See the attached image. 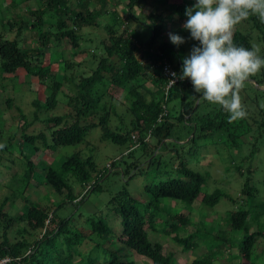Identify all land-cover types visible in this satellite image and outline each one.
I'll use <instances>...</instances> for the list:
<instances>
[{"label": "trees", "instance_id": "obj_1", "mask_svg": "<svg viewBox=\"0 0 264 264\" xmlns=\"http://www.w3.org/2000/svg\"><path fill=\"white\" fill-rule=\"evenodd\" d=\"M101 1L104 6L107 4L106 0ZM12 2L13 7H17L23 0ZM141 2L142 0H128L127 7L132 20H138L134 8L140 6ZM84 3L71 7L66 0H41L37 8L26 7L25 11L34 18L32 22L24 18L23 13L20 16L17 14L16 18L10 17L8 25L11 29L16 27L18 34L26 28L37 30L39 44L32 51L23 49L22 42L17 38L9 39L0 33V77L3 80L16 81L18 73L24 71L30 77H36L46 91L45 100L34 98L32 105L35 109L29 113H25L19 104L15 105L14 97L7 100L8 106L15 107L23 120L17 134L20 137L19 148L25 164L21 177H17V172L9 176V186L13 188L15 184H18L17 187L22 185L21 189L16 187L15 192L19 193L18 196L24 195V190L34 185V178L42 176L58 195L64 196V199L54 202V207L50 208L41 202L31 201L24 195L28 207L17 215L10 214L7 209L11 195L4 196L0 202V262L9 259L3 264H94L95 260L100 259L102 264H136L133 260L123 258L117 251L122 248L121 243L144 256L151 264H173L174 254L165 253L162 243L153 242L149 236L150 230H159L160 224L166 234H174L173 238L184 251H189L197 246L194 237L205 235L209 226L201 221L202 226L195 233L181 236L180 231L191 219L185 214L172 215L167 212L163 200H174L192 206L200 199L208 208L214 207L224 197L231 199V196L221 189H215L212 193L204 191L206 174L190 168L184 154H193V148L202 139L219 141L220 138L228 150L241 149L244 144L243 137L249 134L255 125L249 124L248 119L244 117L230 120L224 108L213 114H200L202 102L197 104L196 101L202 96L194 93L189 79L179 78L176 84L167 89L168 79L163 74L162 64L166 60L173 65L177 73L181 71L184 56L178 46L163 42L156 52H150L144 49L145 44L137 45L142 41L139 30L126 24L125 30L120 31L118 23L121 18L117 13L112 15L109 24L104 25L100 21L104 12L100 9H90ZM160 3L166 5V8L148 16L152 22V26H149L152 34L150 42L162 35L165 21L172 18L174 13L180 16L183 24L187 19L185 11L195 0H182L181 3L161 0ZM47 11L51 13L48 20L44 17L48 14ZM0 19L3 24L5 17L0 15ZM240 22L233 29V41L245 47L255 48L251 35L237 29ZM242 22H247L252 28L260 31L259 39L263 45L261 55H264V22L255 14L249 15ZM16 24L18 26H15ZM102 27L106 29L109 37L98 40L97 49L94 48V51L84 47L83 42L86 39H94L90 36L91 31ZM63 39L69 40L75 55L86 54L85 63L92 60L95 64V67L86 68L84 62H65L66 69H73L75 66L80 69L78 80L67 77L71 81L70 86L74 94H65L63 82L52 72V63L45 60L52 41ZM196 43L198 41L194 40L191 48ZM75 75L77 76V73ZM144 78L149 79L156 89L145 88L144 83L133 85L127 94L129 105L124 114L119 115L115 103H110L106 98L109 87H123L131 81ZM256 83L263 86L264 80ZM140 87L144 89L140 90ZM59 91L66 98L70 111L57 113L58 109L60 110ZM189 93L195 94L192 100L186 99ZM177 99H180L181 103L178 114H175L167 104ZM111 113L120 119V123L115 127L110 122ZM254 122L256 123V120ZM37 124L44 128L31 132L30 128ZM181 124L184 127H180ZM188 127L191 130L187 129ZM97 128L103 130L102 139L118 146L138 143L127 155L122 154L120 158L114 159L112 165L121 170H115L113 173L121 172L127 183L138 175L146 176L143 193L148 198L141 201L123 187L111 195L104 209L87 218L86 225L89 226L86 230L85 226L74 229L72 221L76 216L83 215L80 209L89 193L102 190L101 181L111 169L104 167L99 170L92 152H87L84 156L81 155L82 151H78L67 155L61 165L52 163L45 166L43 163L42 175L38 164L24 154L22 148L29 145L38 152L55 151L60 147L81 144L87 134ZM1 137L0 129V140ZM12 146V142L4 147L0 144V159L3 158L4 151L10 152L6 161L0 160V166L8 171L17 163V158L10 151ZM157 150L164 151L156 154ZM256 151V147L252 148L249 156L243 157L241 164L236 166L242 175L246 174L242 189L244 196L240 197L243 206L230 211L229 216L224 218L234 233L241 234L240 238L235 239V235L227 236L226 233L215 235V239L224 241L223 245L229 243L231 247L237 248L239 264H257L254 260L257 256L256 246L259 239L264 237V203L257 201L258 190L250 184L251 164L246 173L242 172L244 161H251ZM0 174L3 175L1 170ZM73 180L84 188L87 187L86 193L80 199L78 198L81 194L75 191ZM70 206L75 211L68 213L67 207ZM61 208L65 210L63 214L57 212ZM163 213L166 214L165 218L162 217ZM254 225L258 226L257 230ZM118 228H121L120 234L116 233ZM106 244L110 247L107 248ZM116 244L117 249L111 247ZM210 250L207 254L193 259L191 264H219L214 258L215 251L213 248ZM231 258H228L229 263Z\"/></svg>", "mask_w": 264, "mask_h": 264}, {"label": "rangeland", "instance_id": "obj_2", "mask_svg": "<svg viewBox=\"0 0 264 264\" xmlns=\"http://www.w3.org/2000/svg\"><path fill=\"white\" fill-rule=\"evenodd\" d=\"M13 0H0V15L5 17V22L2 24L0 19V33H3L9 39L17 38L22 42L23 49L27 51H32V49L37 48L38 46V36L37 30L26 28L23 29L19 34L16 30V27H9L8 19L16 18L22 15L24 18L29 19L31 22L34 19L26 10V7L37 8L41 0H23L21 4H18L17 7H13ZM107 4L104 6L101 0H66L68 6L75 7L81 6L83 2L90 9H100L104 12L100 16V21L102 24H109L111 22V17L114 13L121 18L118 23V27L121 30H125L127 26L129 27L136 26L137 29L141 32V42H138L137 45H144L147 50L150 52H156L158 46L163 42H171L169 38V33H178L186 37V41L180 45L178 48L182 51L183 56H186L190 53L191 45L193 39L190 37L189 31L182 27V22L180 21V16L177 13L172 15V18H167L165 21V28L162 31L157 39L150 42L152 34L149 26H152V22L148 16L152 12H160L163 8H166V5L161 4V0H142L140 6L134 8V13L136 14L138 20H132L129 15L127 3L128 0H106ZM172 2L181 3L182 0H170ZM27 4V5H26ZM25 11V12H22ZM48 12V11H47ZM50 12L45 14V19H50ZM52 20V19H51ZM122 20V21H121ZM15 26H18L17 24ZM237 29L243 31L244 33L250 34L252 37V43L254 47L258 50L259 54H262V42L260 41V31L252 28V26L247 22H240L237 26ZM87 30V29H86ZM92 30V29H91ZM90 36L94 38L92 41L86 39L84 47L94 51V48L97 49V41L102 39H107L109 37L108 32L104 27L92 30ZM172 43V42H171ZM176 45V44H175ZM177 46V45H176ZM86 54L75 55L72 44L68 39L63 40H53L52 43L48 46L46 62L52 63L53 74L57 75V78L61 80L64 84L63 90L65 94H74V90L71 89V81L67 77L79 78L80 69L75 66L71 69L65 68L66 61H73L75 64L78 62H84L86 60ZM88 67H95V64L91 61L85 63ZM77 73V76L75 75ZM66 76V78H65ZM74 79V80H76ZM190 80V78H187ZM264 80V69L251 74L246 80L243 87L239 90V95L242 98V103L245 106L246 115L245 119H248L249 124L255 125L251 132L243 137L244 144H242L241 149L228 150L223 142L216 136L218 140L206 141L202 139L199 140L198 144L193 148V154H184V158L187 161V164L190 168H193L197 171H201L206 174V183L205 190L209 193H212L215 189H221L231 196L230 198L224 197L221 199L214 207H205L200 199L195 201L192 206H187L181 203H178L174 200H163L165 209L167 212L174 214H185L188 216L191 221L189 224L185 225L182 231H180L181 236H187L188 234L195 233L198 228H201L202 223L208 224V232L205 235H200L199 237H194V241L197 242L196 248H192L189 251H184L182 246L175 241L173 238L174 234L168 235L162 230V226L159 224L157 231L150 230V239L153 242H160L164 245L165 253L174 254L173 264H191L192 260L207 254L210 248H213L215 251V260L219 264H239L238 250L236 247H231L229 243H224L223 240L215 239V235H224L225 233L235 235V239H239L241 234H236L232 229L227 226L224 221V218L229 216L230 211L238 210L243 206L242 189L246 181V174L242 175L236 168L237 165L241 164L243 157L249 156L252 148L256 147V154L252 160H245L242 167V172H247V167L251 164L250 170V184L258 190V199L257 201L264 203V85L259 86L256 81ZM145 84V88H150L155 90L152 82L149 79H141L138 81H131L124 85L123 87L110 86L109 93L106 98L110 103H115L117 112L119 115L124 114L126 107L129 105L127 101V94H129V88L133 85ZM15 84H17L15 86ZM140 90H143L144 87H140ZM44 86L39 82L36 77H30L24 71L18 73V79L16 81H11L10 79H2L0 77V129L2 131V137L0 140L1 147L9 145L12 142L13 146L11 148V153L17 158V163L13 165V169L7 170L6 168L0 166L2 174H0V202L3 200L6 194L11 195V200L7 204V209L10 214L17 215L19 212H22L28 207L27 203L24 200L25 197L29 198L34 202H41L47 207L53 208L54 202L64 199V196L58 195L53 188L44 181L42 176H37L34 178L33 184L28 189L24 190V195H19L18 192H15L18 184H15L12 188L9 186L10 180L9 176L12 173L17 172V177H21L25 164L23 163V158L20 153L19 148V132L20 126L23 124V120L20 118L19 111L13 107L10 108L7 104L9 97H14L16 99L15 105H20L25 113L33 111L34 106L32 101L34 98L39 97L41 100H45ZM110 95L112 97H110ZM195 94L189 93L186 95L187 100H192ZM58 98L60 99V110L58 109L57 113H63L69 110L67 105V100L64 97L63 93L59 91ZM201 103V108L199 110L200 114L210 113L213 114L215 111H221L223 109L217 103L209 102L203 96L196 101L198 104ZM66 103V104H65ZM180 99L170 101L167 106L173 110V112L178 114L180 110ZM63 104V105H62ZM196 104V105H197ZM63 106V107H61ZM111 116V125L115 127L120 123V119L114 115ZM256 120V123L254 122ZM255 123V124H254ZM40 124L34 125L30 128V131H39V128H44ZM183 125L181 124L180 127ZM184 127V126H183ZM187 129L191 130L190 127ZM186 135V134H185ZM103 130L101 128L93 129L90 131L86 139L81 144L70 145L60 147V149L52 150H41L35 151L31 146L24 145L22 151L24 154L28 155L31 159L34 160L40 167V173L43 174L41 170V165L45 163V166H49L54 163L56 165H61L62 162L66 159L67 155L82 151L81 155L85 156V153L92 152L98 162L99 170H103L104 167H108L111 170L108 171L106 177L101 181L102 190L100 192H91L89 193L85 203L81 206V211L83 212L82 216H76L72 221V228L79 229L82 226H85L84 230L88 228L89 225H86L87 218L94 215L96 212H99L107 203V200L111 197L112 194L118 190L126 187L132 195L141 201H145L148 196L144 195V184L146 182V176L138 175L134 180L130 182H125L124 175L121 172L113 171L118 170L119 168H114L112 165L114 159L120 158L122 154L127 155V153L136 148L138 143H129V145L118 146L113 144L109 140L102 139ZM190 138V137H189ZM187 138V140H189ZM186 141V140H184ZM201 144V145H200ZM161 150H157L156 154ZM162 150L161 152H163ZM9 151H4L3 158L0 159L2 162L6 161L9 156ZM174 154V152H171ZM171 156V155H170ZM234 160V161H233ZM176 161V157H174ZM178 164V161H176ZM121 169H119L120 171ZM73 184L76 192H80L78 199L86 193L87 187H83L81 184L73 180ZM16 183V180H15ZM23 186L17 187L21 189ZM18 191V190H17ZM241 197V198H240ZM68 213L74 212L73 207H67ZM105 208V207H104ZM103 208V209H104ZM67 211V210H66ZM105 211V210H104ZM59 214L65 212L64 209L57 210ZM162 217L165 218L166 214L163 213ZM162 219V218H161ZM160 221V220H159ZM204 223V224H205ZM215 226V227H212ZM254 229L257 230L258 226L254 225ZM204 231V230H203ZM202 231V234L204 232ZM121 228L116 229V233L120 234ZM221 245V247H219ZM122 248H118L117 244L112 245V248L117 249L121 253L123 258L133 260L136 264H151L146 258L137 252L131 250L128 247H125L120 243ZM106 247L110 245L106 244ZM117 247V248H116ZM257 256H255L257 264H264V237L259 239V242L256 246ZM211 251V250H210ZM231 258V262H228V258ZM94 264H102L101 260H95Z\"/></svg>", "mask_w": 264, "mask_h": 264}, {"label": "clouds", "instance_id": "obj_3", "mask_svg": "<svg viewBox=\"0 0 264 264\" xmlns=\"http://www.w3.org/2000/svg\"><path fill=\"white\" fill-rule=\"evenodd\" d=\"M251 14L264 22V0H195L182 27L198 43L182 57L181 71L172 73L190 78L194 93L222 106L230 120L246 115L239 90L251 74L264 69V55L232 39L235 25ZM168 35L177 46L186 41L178 33Z\"/></svg>", "mask_w": 264, "mask_h": 264}, {"label": "built area", "instance_id": "obj_4", "mask_svg": "<svg viewBox=\"0 0 264 264\" xmlns=\"http://www.w3.org/2000/svg\"><path fill=\"white\" fill-rule=\"evenodd\" d=\"M163 74L166 76V78L168 79L167 82V89L169 90L171 88V86H173L174 84L177 83V81L179 80V77H173L172 73L173 72H177L176 69L173 67V65L171 63H169L168 61H164L163 64ZM7 259L3 260L2 262H0V264H3L4 262H6Z\"/></svg>", "mask_w": 264, "mask_h": 264}, {"label": "crops", "instance_id": "obj_5", "mask_svg": "<svg viewBox=\"0 0 264 264\" xmlns=\"http://www.w3.org/2000/svg\"><path fill=\"white\" fill-rule=\"evenodd\" d=\"M132 29H133V27H132ZM134 29H137V27L136 26H134ZM138 30V29H137Z\"/></svg>", "mask_w": 264, "mask_h": 264}]
</instances>
